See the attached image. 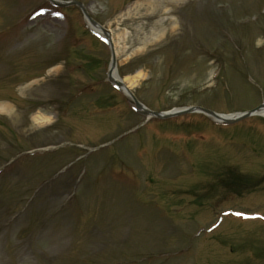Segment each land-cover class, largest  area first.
<instances>
[{
  "label": "rangeland",
  "instance_id": "rangeland-1",
  "mask_svg": "<svg viewBox=\"0 0 264 264\" xmlns=\"http://www.w3.org/2000/svg\"><path fill=\"white\" fill-rule=\"evenodd\" d=\"M78 1L149 109L264 101V0H175L163 28L156 1ZM111 59L80 7L0 0V264H264V116L147 118Z\"/></svg>",
  "mask_w": 264,
  "mask_h": 264
},
{
  "label": "water",
  "instance_id": "water-1",
  "mask_svg": "<svg viewBox=\"0 0 264 264\" xmlns=\"http://www.w3.org/2000/svg\"><path fill=\"white\" fill-rule=\"evenodd\" d=\"M51 1L54 2L55 4L59 5V6L78 5L82 9L83 13L85 14L86 18L90 21L91 24H93L95 26L99 25L94 19L91 18L89 13L86 11L83 3H81V2H79V1H59V0H51ZM103 32L105 33L106 37L108 38V41H109L110 46L112 48L113 58H112L111 70H110L109 75H110V78H112V80H114L112 77V71L116 66L115 49H114L113 42H112L111 37H110V33L105 29H103ZM114 81L119 86H124L121 81H117V80H114ZM127 91L134 98L136 105H137V108L139 109V111L141 113H143L145 115L157 116L159 118H168V117L178 116V115H182V114H188V113H192V112H202V113L211 115L217 119H220L225 123H234V122L242 120L246 117H249V116H252L255 114H261L260 112L262 110H264V103H262L260 106L256 107L255 109H253L251 111H247V112H243V113H239V114H233V115H229V116L222 115V114L216 113L212 110L205 109L202 107H192V106L185 107L182 109H176V110H172V111H168V112H156V111H152V110L146 108L143 104H141L135 98V96L133 95L132 92H130L128 89H127Z\"/></svg>",
  "mask_w": 264,
  "mask_h": 264
},
{
  "label": "bare ground",
  "instance_id": "bare-ground-1",
  "mask_svg": "<svg viewBox=\"0 0 264 264\" xmlns=\"http://www.w3.org/2000/svg\"><path fill=\"white\" fill-rule=\"evenodd\" d=\"M153 2L156 3V6L158 5V7H156V8L153 7L154 10H152L151 14L148 15V18L153 23V26L156 28H159V27L163 28L164 25H166V23H168V22L174 23L173 21H175V19L173 17H174L175 11H172V9H170V7L173 4L174 5L177 4V1H175V0H152V5L155 6ZM146 3L148 4L149 2H145V4ZM146 9H149V7ZM162 15H167V16H171V17L168 19L164 18L163 20H161ZM156 18L158 20L155 22ZM92 29L97 34L102 35V29L99 26H92ZM143 75L144 74L142 71H138V73L135 74L134 76H129V77H125V78L120 77V78L128 88H131V87H133L139 83L140 79L142 77H144ZM113 76L115 78L119 79V75L117 74L116 71L113 73ZM260 113L262 115H264V110H262ZM49 120H50V118H48L46 116H42V115H38L35 117L36 123H44V122H48Z\"/></svg>",
  "mask_w": 264,
  "mask_h": 264
}]
</instances>
